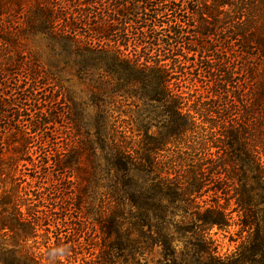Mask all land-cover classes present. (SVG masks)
Instances as JSON below:
<instances>
[{
	"label": "trees",
	"instance_id": "1",
	"mask_svg": "<svg viewBox=\"0 0 264 264\" xmlns=\"http://www.w3.org/2000/svg\"><path fill=\"white\" fill-rule=\"evenodd\" d=\"M8 1L0 0V121L10 115L7 108L16 109L17 99L44 101L37 88L29 90L31 83L26 87L17 79L12 93L7 91L11 89L8 79L16 78L21 67L19 58L8 51L20 33L14 30L15 14ZM250 1L186 0L197 18L191 23L176 14L183 0H87L79 14L86 21L94 20L92 34H88L77 29V18L57 24V7L49 0H36L25 14L27 32L44 37L52 51L59 45L58 54L79 75L92 73L93 95L110 96L108 105L118 96L138 105L132 123L135 132L118 131L106 104L98 105L97 118L90 119L87 109L72 101L67 110L71 145H58L50 136L44 137L42 147L53 144V148L47 150L48 160L43 163L41 152L31 150L30 140L41 127L58 123L59 113L47 110L40 123H31L34 130L21 134L22 140L14 147L16 156H6L0 147V173L4 172L1 164L16 168L20 159L35 168L46 166L49 173L40 172L37 177L53 179L50 193L54 196L62 193L66 202L76 199L71 204L82 209V217L93 213L85 199L101 196L104 204L94 212L98 219L93 222L105 240L97 254L101 264L117 263L118 249L131 250L135 230L141 233L142 243L171 251L167 258L174 264H179L176 253L183 237L202 245V257H211V231L232 226L238 227L242 241L231 255L220 257V264H264V79L255 75L258 63H245L246 93L238 85V67L224 55L222 60L219 56L220 68L213 65L216 58L209 66L207 93L192 92L187 84L192 75L188 67L198 65L208 52L221 51L212 39L222 35L230 17L234 25L228 28L244 56L260 60L264 39L249 31V12L248 16L244 13ZM226 5L234 14L220 16L219 8ZM238 13L243 17L238 18ZM47 74L53 79L51 72ZM98 74L102 78L96 79ZM30 77L37 81L43 76L39 69H32ZM26 91L31 92L29 97L24 96ZM157 110L161 115L151 121L149 114ZM157 124L160 131L154 134L150 129ZM28 153L30 157H23ZM66 177L77 184L75 191L62 192L60 183ZM14 198L0 193V231L17 237L10 247L5 240L0 242V263L46 264L36 253L18 247L22 237L35 236L38 221L29 204ZM85 227L81 220L76 222L78 233Z\"/></svg>",
	"mask_w": 264,
	"mask_h": 264
},
{
	"label": "rangeland",
	"instance_id": "2",
	"mask_svg": "<svg viewBox=\"0 0 264 264\" xmlns=\"http://www.w3.org/2000/svg\"><path fill=\"white\" fill-rule=\"evenodd\" d=\"M35 1L36 0L8 1L9 10L15 14L14 30L20 32L17 38V44L8 49V51L14 53L15 56H17L16 59L19 58L21 67L19 70L17 69L18 75H16V78L12 76L8 79L7 83L11 86V89L9 87L7 91L12 93V86L17 79L19 83H23L26 87L31 83L30 86L32 88L29 87V90H32L33 87L37 88L44 101H42V104H38L37 102L35 104L29 99L25 101L24 103L26 104H24L17 99V105L15 104V107L20 111L19 113L16 109L11 107L7 108V114L10 115L4 117L0 121V147H3V150L6 152L5 155L16 156L17 152H15L14 147L18 146L19 139L22 140L21 134H26L34 130L31 123H40L42 117H47L45 114L47 110L53 113H59L57 118L58 123L51 125V127L46 126L48 128L41 127L42 129L38 131L37 135L30 140L31 150L38 149V151L41 152L42 158L40 161L43 163V161L47 162L48 160L45 153L47 150L49 151L53 148V144L47 145L46 148L42 147L45 141L44 137L47 138V136H50L58 145H62L63 143L67 144V142L71 145V130L69 127V115L67 110L70 109L71 104L73 105L72 101H74V105L81 104L85 110L87 109V117L90 119L97 118L99 110L98 105L106 104L109 109V114H111L110 119L118 123V131L127 132L129 134L135 132L132 123L135 111L139 108L138 105L133 104L130 98H121L119 96L116 101L108 105L107 100L110 101L112 99L110 96L108 97L106 94L102 93L93 95L91 80L94 79V75H92V73L83 76L79 75L75 68L68 64V59L58 54V52H60L59 45H57L58 49L56 51H52L51 46H49L44 37L32 35L27 32L29 30L24 25L26 21L25 14H28L29 11L32 10ZM85 1L87 0H49L50 3L57 7V24H66L67 20L70 21L77 18L79 20L77 29L82 30L83 33L92 34L94 20L88 19L86 21L84 18H81L82 16L79 14L80 5ZM183 1L185 2L180 5L182 10H177L176 14L183 21H188V19H190L191 23L196 22L197 18H194L190 13L186 0ZM210 2L211 0H209L208 4H210ZM190 6H193V4H190ZM19 8H22V11ZM219 11L221 12L220 16H225L226 12L234 14L229 5L221 6ZM244 13H247L248 16L249 31H253V35H256L258 38L264 39V0H251L247 5V10L244 9ZM93 14L94 12H92V15ZM238 15L239 13L237 16ZM92 17V19H94V16ZM242 17L243 14L238 16V18ZM230 18L232 19V17ZM230 18L225 23L227 28L222 31V35L212 39V41H215L214 43H216L217 48H220L221 51L214 53L208 52L206 57H204L198 65L188 67V71H190L192 75L188 78L187 84L190 85L192 92L205 91L207 93L208 88L206 83L212 73L209 66L213 63L212 61H214V58H216L217 60L214 61L215 64L213 65L220 68L221 63L219 56H221V60L224 56L227 57L228 62L230 61L231 64L234 63L236 67H238L240 71V74L237 75L238 85H240L244 93L247 91L245 81L248 83L247 76L244 72L246 70L245 63H250L251 65L258 63V68H255V75L260 81L264 79V50L261 52L263 57L260 56V60L256 58L255 55L249 59L247 56H244L241 44H238L239 42L236 43V36L232 38L231 28H228L234 25V21ZM216 38L218 40H216ZM226 47L228 49L230 48L228 52L226 51ZM245 58H247V60H245ZM12 69L15 68L12 66ZM32 69H39L43 77H40L37 81L31 80L30 75ZM47 72L53 74V79L49 80ZM95 78L100 79L102 75H95ZM58 83L62 87H59ZM251 86L255 89L257 80H254ZM67 94L71 97V101H69ZM25 95L29 97L31 92L26 91L24 96ZM12 100H14V98H12ZM8 102H10L9 97L7 98V103ZM262 110V113H264V107H262ZM159 111L160 110L152 111L149 114L152 118L151 121L157 119L158 115H161ZM160 119H162V117ZM157 125L158 126L153 125L150 129L154 134L160 131V124ZM26 155L23 157L31 156L30 153ZM38 155H40V153ZM19 156L20 155L17 157L19 158ZM33 157L35 159L38 158L36 154H34ZM1 166L4 172L0 173V193H10L15 197V202L21 201L29 204L32 212L37 215L38 228L35 236L27 240H24L22 237V241L18 242L19 248L36 253L46 264H55L59 260L63 261L61 264H101L97 254L101 247V242L103 241L105 244V240L101 239L97 230L95 231L96 227L93 224V222H97L98 219V215L94 212L104 204L101 196L97 195L96 197H91L90 199L92 200H88V197L85 199L86 208L92 206L93 208L90 210L93 211L95 215L92 213L89 217H82V209L71 204L73 203L72 201L76 202V199L66 202V200L61 197L62 193H57L54 196L50 193V191H53V187L50 186V182H52L53 179L51 177L44 179V176L43 178L37 177L38 174L41 176L40 172L49 173L46 166H38L35 168L31 163L22 159H20L16 168H13L14 165L12 164L10 166L8 164H1ZM76 185L75 183L69 182L68 177L64 179V184L60 183L62 192L65 190L75 191ZM49 186L50 188H48ZM63 217H65V220H62ZM80 220L84 226L86 225L85 231L82 233H78L75 228L76 222L79 223ZM93 226L94 229H92ZM98 226L99 225H97V227ZM237 229V226H232L228 229L214 227L210 233L214 240L212 246L214 248V256L211 257H202L200 250L202 245L200 246L196 241L195 243H190L188 239L183 237L178 244L176 253L179 258V264H220V257L225 258L231 255L236 251L238 245L242 241L238 237ZM131 238L135 241L133 248L131 250L118 249V257L115 258L117 263L114 264H174L170 257L167 258V254L171 253V251H164V249L158 246L150 247L151 245L149 242L146 244L142 243L143 240L140 232L135 230L134 233L131 234ZM16 239L17 237H13V232L5 230L0 231V242L5 240L9 247L17 241ZM138 239H140L141 243H138ZM145 245H148V247ZM139 247H144L145 249H139ZM113 252L117 255V251ZM66 254H69V257L66 256Z\"/></svg>",
	"mask_w": 264,
	"mask_h": 264
}]
</instances>
